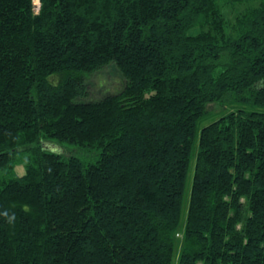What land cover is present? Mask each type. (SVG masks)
Listing matches in <instances>:
<instances>
[{"label": "trees", "instance_id": "1", "mask_svg": "<svg viewBox=\"0 0 264 264\" xmlns=\"http://www.w3.org/2000/svg\"><path fill=\"white\" fill-rule=\"evenodd\" d=\"M39 1L0 0V264H264V0Z\"/></svg>", "mask_w": 264, "mask_h": 264}, {"label": "rangeland", "instance_id": "2", "mask_svg": "<svg viewBox=\"0 0 264 264\" xmlns=\"http://www.w3.org/2000/svg\"><path fill=\"white\" fill-rule=\"evenodd\" d=\"M35 11L38 12L40 9V1L35 0ZM245 8V6L239 8V11H242ZM234 12V11H233ZM225 16L227 20L230 22H234L231 20V18L234 16V13H232L231 7H226L224 10ZM90 86L88 88V91L90 93V97L92 99H101L105 96H108L110 94H117L121 92L125 86V80L121 76V74L113 68H106L102 69L101 71L95 73L90 81ZM208 122H205L201 125V127L206 126ZM67 146V151L73 154V156H76L82 160H84L86 163L94 162L96 160V155L93 153H89L86 150H82L79 148H76L73 145H66ZM59 151V149H57ZM15 171L17 174H22L24 172V167L23 165L16 166ZM177 238L180 240L182 239V232L177 234ZM179 245V244H178ZM175 264L179 263L180 259V253L179 250L175 254Z\"/></svg>", "mask_w": 264, "mask_h": 264}]
</instances>
